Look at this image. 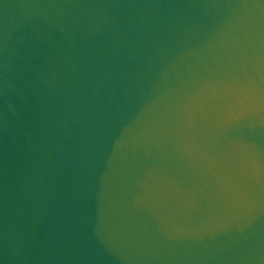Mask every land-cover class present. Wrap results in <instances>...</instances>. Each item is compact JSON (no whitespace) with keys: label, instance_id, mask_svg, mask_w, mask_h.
Instances as JSON below:
<instances>
[{"label":"water","instance_id":"1","mask_svg":"<svg viewBox=\"0 0 264 264\" xmlns=\"http://www.w3.org/2000/svg\"><path fill=\"white\" fill-rule=\"evenodd\" d=\"M0 264H264V0H0Z\"/></svg>","mask_w":264,"mask_h":264}]
</instances>
